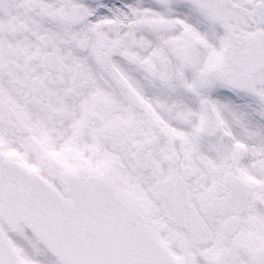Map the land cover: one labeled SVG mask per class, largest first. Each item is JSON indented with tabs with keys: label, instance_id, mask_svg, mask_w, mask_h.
I'll use <instances>...</instances> for the list:
<instances>
[{
	"label": "snow or ice",
	"instance_id": "1",
	"mask_svg": "<svg viewBox=\"0 0 264 264\" xmlns=\"http://www.w3.org/2000/svg\"><path fill=\"white\" fill-rule=\"evenodd\" d=\"M0 264H264V0H0Z\"/></svg>",
	"mask_w": 264,
	"mask_h": 264
}]
</instances>
